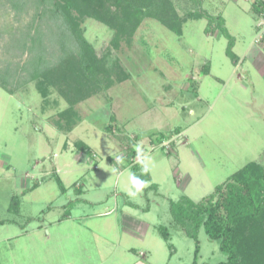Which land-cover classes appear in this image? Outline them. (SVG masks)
<instances>
[{
	"label": "rangeland",
	"instance_id": "rangeland-1",
	"mask_svg": "<svg viewBox=\"0 0 264 264\" xmlns=\"http://www.w3.org/2000/svg\"><path fill=\"white\" fill-rule=\"evenodd\" d=\"M172 1L181 16L223 17L230 36L206 18H188L182 35L146 18L115 46L113 29L84 17L97 54L129 78L77 104L71 129L56 123L65 125L60 112L68 107L57 89L46 101L35 82L14 93L0 86V264H192L196 242L174 221L171 201H199L246 163L264 160V28L255 0ZM161 132L169 138L159 143ZM129 141L150 173V187L135 197L127 194ZM108 157H124L122 168ZM36 180L19 213L10 211L12 197ZM198 239L199 262L227 258L204 228Z\"/></svg>",
	"mask_w": 264,
	"mask_h": 264
},
{
	"label": "trees",
	"instance_id": "trees-1",
	"mask_svg": "<svg viewBox=\"0 0 264 264\" xmlns=\"http://www.w3.org/2000/svg\"><path fill=\"white\" fill-rule=\"evenodd\" d=\"M252 8L257 17L264 18V0H255ZM187 16L177 12L172 0H0V86L14 93L35 82L44 100L51 88L57 89L68 107L60 112L65 125L60 120L56 123L61 128L71 129L77 104L129 78L118 62L109 66L107 59L97 54L81 27L84 17L113 29L115 46L121 40L130 41L146 18L160 21L177 35H182L188 18H206L208 24L217 22L218 28L230 36L221 16L214 17L203 11H192ZM231 46L228 53L236 61ZM204 67L207 73L208 67ZM180 131L181 127L175 129L176 133ZM165 138L169 136L161 132L157 140L161 143ZM128 143L131 147L125 158L133 175L149 181V171L142 174L141 162L136 160L138 153L132 147L135 142ZM76 146L92 152L84 142L78 141ZM123 158L108 157L118 169L122 168ZM53 176L66 192L61 177L57 173ZM37 186L38 183H34L21 195H14L10 211L19 213L20 196ZM151 187L157 186L152 184ZM170 205L174 221L196 242L192 264H264V160L246 163L199 201L183 195ZM4 222L0 220V224ZM201 228L211 239L219 241L221 251L227 256L225 260L199 262ZM160 231L166 240L170 239L167 227H160Z\"/></svg>",
	"mask_w": 264,
	"mask_h": 264
},
{
	"label": "clouds",
	"instance_id": "clouds-1",
	"mask_svg": "<svg viewBox=\"0 0 264 264\" xmlns=\"http://www.w3.org/2000/svg\"><path fill=\"white\" fill-rule=\"evenodd\" d=\"M136 151L138 153V158L140 159V162L142 165L141 172H142V174H146L149 171V168H148V165L146 163H144L145 158L143 157V154H142L139 146L136 147ZM131 182H132L133 188L130 189L127 193L131 197H135L147 185V181H143L135 175H132Z\"/></svg>",
	"mask_w": 264,
	"mask_h": 264
},
{
	"label": "crops",
	"instance_id": "crops-1",
	"mask_svg": "<svg viewBox=\"0 0 264 264\" xmlns=\"http://www.w3.org/2000/svg\"><path fill=\"white\" fill-rule=\"evenodd\" d=\"M261 46H262V48L264 49V40H263V42L260 44ZM60 169H62V166L61 165H56L55 164V173H57L59 176H60ZM53 174V173H52ZM61 177V176H60ZM62 179V178H61ZM63 180V179H62ZM34 183H38V186L35 188V189H37L39 186H40V182L38 181V180H36ZM77 185V184H76ZM79 187H77L76 189L78 190L79 189V191H81L82 190V187H81V185L79 184L78 185ZM67 188V187H66ZM34 190V189H33ZM70 215V213H68L67 215H65V216H69ZM35 218V217H34ZM35 219H38V217L37 218H35ZM34 220V219H33Z\"/></svg>",
	"mask_w": 264,
	"mask_h": 264
},
{
	"label": "built area",
	"instance_id": "built-area-1",
	"mask_svg": "<svg viewBox=\"0 0 264 264\" xmlns=\"http://www.w3.org/2000/svg\"><path fill=\"white\" fill-rule=\"evenodd\" d=\"M261 21H260V26H263V28H264V18L262 17L261 19H260ZM261 38L263 37V35H264V29H261Z\"/></svg>",
	"mask_w": 264,
	"mask_h": 264
}]
</instances>
